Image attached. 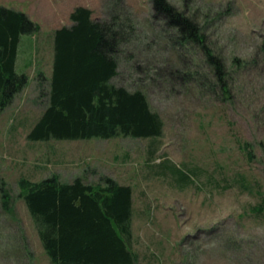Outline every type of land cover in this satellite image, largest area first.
<instances>
[{
	"label": "rangeland",
	"instance_id": "obj_1",
	"mask_svg": "<svg viewBox=\"0 0 264 264\" xmlns=\"http://www.w3.org/2000/svg\"><path fill=\"white\" fill-rule=\"evenodd\" d=\"M115 1L0 0L40 26L20 43L19 72L28 84L0 111V264H51L18 183L52 174L132 187L135 264H264V214L252 210L264 197V0H168L200 25L224 61L229 97L201 46L180 43L153 17V0H123L142 43L124 48L112 83L146 93L163 135L27 139L48 104L49 86L43 93L40 82L52 73L54 32L72 25L79 6L95 20L111 18L120 11ZM174 165L194 171L192 182Z\"/></svg>",
	"mask_w": 264,
	"mask_h": 264
},
{
	"label": "trees",
	"instance_id": "obj_2",
	"mask_svg": "<svg viewBox=\"0 0 264 264\" xmlns=\"http://www.w3.org/2000/svg\"><path fill=\"white\" fill-rule=\"evenodd\" d=\"M123 5V0H116L114 8L120 11L104 20L93 19L90 8L76 7L71 13L72 25L54 32L52 73L40 82L43 93L45 86H49L48 104L28 132V140L119 136L153 139L163 135V119L151 108L146 93L112 83L125 49L142 43L138 25L132 14L122 9ZM153 7V17L174 29L180 43L201 46L216 85L229 97L225 63L206 44L200 25L168 0H153ZM39 31V24L26 13L0 5V111L11 105L28 84V76L16 70L19 45L23 35ZM135 58L133 52L128 53V60ZM248 147L249 144L244 145ZM150 153L154 155L156 151ZM174 171L189 182L195 174L175 165ZM18 184L20 196L38 224L51 264L137 262V254L130 245L133 216L130 185L109 177H102L95 184L84 177L63 182L56 174L40 181L22 178ZM252 210L264 214V197Z\"/></svg>",
	"mask_w": 264,
	"mask_h": 264
},
{
	"label": "crops",
	"instance_id": "obj_3",
	"mask_svg": "<svg viewBox=\"0 0 264 264\" xmlns=\"http://www.w3.org/2000/svg\"><path fill=\"white\" fill-rule=\"evenodd\" d=\"M22 40V39H21ZM21 43V42H20ZM21 45V44H20ZM20 45H19V50H18V56H17V61H16V70L17 73L21 74V72H19V62H20V56H21V51H20ZM77 176H72V179H75ZM78 177H82L81 175ZM71 178L68 179H64L63 181L65 182H72L73 180H70Z\"/></svg>",
	"mask_w": 264,
	"mask_h": 264
}]
</instances>
